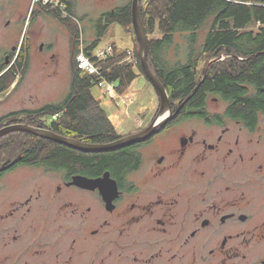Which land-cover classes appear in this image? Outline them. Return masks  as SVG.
Returning a JSON list of instances; mask_svg holds the SVG:
<instances>
[{"label": "flooded vegetation", "instance_id": "af4514ba", "mask_svg": "<svg viewBox=\"0 0 264 264\" xmlns=\"http://www.w3.org/2000/svg\"><path fill=\"white\" fill-rule=\"evenodd\" d=\"M29 2L0 0V20L21 19ZM1 44L0 79L20 56L17 45L6 52ZM224 102L223 110L208 102L173 108L145 141L66 156L62 166L25 150L5 156L0 264H264V113L244 120ZM158 114L145 112L144 125L118 129L119 139L148 128ZM41 120L49 126L0 129L26 124L55 132L48 117ZM77 177L96 182L78 185Z\"/></svg>", "mask_w": 264, "mask_h": 264}, {"label": "trees", "instance_id": "16d2710c", "mask_svg": "<svg viewBox=\"0 0 264 264\" xmlns=\"http://www.w3.org/2000/svg\"><path fill=\"white\" fill-rule=\"evenodd\" d=\"M61 2L69 16L65 17L50 5H43V9L72 32L71 93L58 104L8 113L0 117V128L20 122L46 127L48 121L41 118L48 117L56 134L69 136L70 131L79 135L80 141L92 144L114 142L120 138L119 131L93 94L100 78L84 73L75 61L80 50V37L70 21L72 1ZM140 15L148 37L156 33L161 35L160 39L149 40L148 59L169 94L172 109L202 108L207 105L209 96L214 95L228 102V112H241L244 120L255 121L257 113H264V0H141ZM115 23L132 36L133 51L137 52L131 4L104 13L94 23L97 38L85 46L88 55ZM177 33L187 38L185 59L172 62L166 58L165 50L173 44ZM112 46L113 54L98 63L103 74L117 84L119 95L131 89L139 75L144 76L158 96V112L159 94L141 63L128 62V51H119ZM213 59L218 61L209 67ZM16 60V65L0 79V94L11 89L18 73L21 80L28 72V50L23 49ZM27 144L31 146L25 149ZM22 150L48 166H62L63 157L76 153L94 156L116 151L88 153L38 136L12 132L0 138V166L5 156H15Z\"/></svg>", "mask_w": 264, "mask_h": 264}, {"label": "rangeland", "instance_id": "374dc122", "mask_svg": "<svg viewBox=\"0 0 264 264\" xmlns=\"http://www.w3.org/2000/svg\"><path fill=\"white\" fill-rule=\"evenodd\" d=\"M71 1L73 13L70 16L72 18L70 21L75 26L73 27L74 31L79 33V37L83 38L84 44L87 46L97 38V29L94 23L106 12L130 6L133 0ZM34 12L36 15L33 16ZM5 16L4 20H0V40L3 41L1 50L7 52L16 45L17 52L27 49L30 64L26 75L20 80L21 76L18 73L17 81L11 89L0 95V117L14 111L36 110L47 104L63 102L71 93L72 86L73 37L69 27L46 12L41 0H30L26 5L25 16L21 19L16 16L12 18H9L8 15ZM148 38L149 40L151 38L160 39L161 35L156 33L153 37ZM25 41H28L27 47H25ZM41 45H43L42 49ZM112 45H115L119 51L134 49L132 36L117 23L109 27L96 50L100 51ZM186 45L187 38L179 33L175 34L173 44L166 49L168 53L165 50L166 58L172 62L185 59ZM140 82L143 87H138L137 90L139 103H145V109L147 108L145 112H157L158 96L144 76H141ZM152 90L155 94V104L150 108L151 102H153ZM128 92L133 91L129 89ZM93 94L115 125L119 123L121 116L127 112L135 111L138 106H133L121 98H111L99 85L93 88ZM213 98L217 100H212ZM208 108L223 110L226 108V103L219 96L212 95L208 100Z\"/></svg>", "mask_w": 264, "mask_h": 264}, {"label": "water", "instance_id": "95a60500", "mask_svg": "<svg viewBox=\"0 0 264 264\" xmlns=\"http://www.w3.org/2000/svg\"><path fill=\"white\" fill-rule=\"evenodd\" d=\"M140 1L141 0L132 1V20L137 38V54L145 75L150 80L153 87L157 90L160 97V109L158 111L159 112L158 117L148 128L143 129L137 133L122 137L121 139H118L108 144L86 143L75 138L66 137L46 129L36 128L26 124L12 125L0 129V138L14 131H25L32 133L38 137L67 145L76 150H80L88 153L109 152L145 141V139L148 138L150 135H152L153 132L159 126L163 125L165 123L164 119H166L165 116L168 113L172 112V105L167 90L162 85L158 77L155 75L149 64V59H148L149 38L140 15ZM214 61H218V59H214L210 61L209 67ZM95 182L96 181H90L82 177L75 178V183L78 185H84L85 183H95Z\"/></svg>", "mask_w": 264, "mask_h": 264}, {"label": "built area", "instance_id": "2783aa9c", "mask_svg": "<svg viewBox=\"0 0 264 264\" xmlns=\"http://www.w3.org/2000/svg\"><path fill=\"white\" fill-rule=\"evenodd\" d=\"M37 1V0H35ZM43 5H50L52 9H58L66 17L69 16L65 11V5L62 4L61 0H41ZM80 50L76 55V64L80 70L89 75H97L100 78L99 86L104 90L105 94L113 99L121 98L130 104H133L134 98L128 97L124 99V95H119L117 90V84L109 81L103 74L99 62L112 55L114 52L113 46H109L103 50H94L90 55L85 51V44L82 37L79 38ZM127 61L132 64L140 62L137 53L128 51Z\"/></svg>", "mask_w": 264, "mask_h": 264}, {"label": "crops", "instance_id": "0c3cea01", "mask_svg": "<svg viewBox=\"0 0 264 264\" xmlns=\"http://www.w3.org/2000/svg\"><path fill=\"white\" fill-rule=\"evenodd\" d=\"M128 51H133L132 50H128ZM142 75H139V77L136 79V81L133 83L132 87L130 90H132L133 92H126L124 95V99L127 98V97H134V102H133V106L135 105H138L137 106V109L133 112H127L123 118L125 119V121H119V123H116V128L118 129L120 127V130H130V129H133V128H136L137 126H140V125H144L145 123V110H147V108L145 109V103H139V98H138V94L139 92H137L138 90V87L142 88L143 87V84L140 82V78H141ZM153 92V96H152V99H153V102H151V107L152 108L155 104V101H154V91L152 90ZM136 96V97H135ZM148 108V109H150Z\"/></svg>", "mask_w": 264, "mask_h": 264}]
</instances>
